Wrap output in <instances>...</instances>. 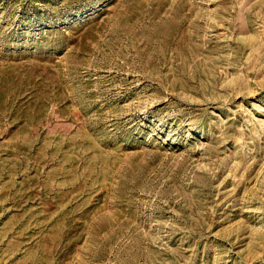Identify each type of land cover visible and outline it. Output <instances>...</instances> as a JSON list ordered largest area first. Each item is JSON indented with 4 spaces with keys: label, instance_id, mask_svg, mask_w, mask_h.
Segmentation results:
<instances>
[{
    "label": "rangeland",
    "instance_id": "obj_1",
    "mask_svg": "<svg viewBox=\"0 0 264 264\" xmlns=\"http://www.w3.org/2000/svg\"><path fill=\"white\" fill-rule=\"evenodd\" d=\"M0 264H264V0H0Z\"/></svg>",
    "mask_w": 264,
    "mask_h": 264
}]
</instances>
